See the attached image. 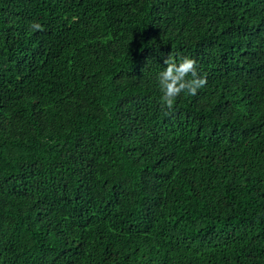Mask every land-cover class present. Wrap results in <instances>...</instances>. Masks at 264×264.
<instances>
[{
	"label": "trees",
	"instance_id": "obj_1",
	"mask_svg": "<svg viewBox=\"0 0 264 264\" xmlns=\"http://www.w3.org/2000/svg\"><path fill=\"white\" fill-rule=\"evenodd\" d=\"M0 264H264V0H0Z\"/></svg>",
	"mask_w": 264,
	"mask_h": 264
},
{
	"label": "clouds",
	"instance_id": "obj_2",
	"mask_svg": "<svg viewBox=\"0 0 264 264\" xmlns=\"http://www.w3.org/2000/svg\"><path fill=\"white\" fill-rule=\"evenodd\" d=\"M33 30H42L39 23L31 25ZM165 67L157 75L158 84L162 93L161 105L168 112L174 110V102L182 92L195 96L197 90L207 83L206 77L201 75L196 66V61L189 56L170 52L163 60Z\"/></svg>",
	"mask_w": 264,
	"mask_h": 264
}]
</instances>
